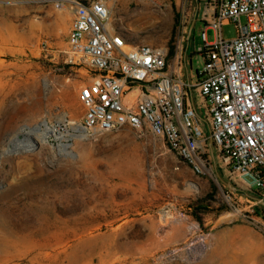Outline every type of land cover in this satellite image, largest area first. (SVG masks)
Listing matches in <instances>:
<instances>
[{
  "label": "rangeland",
  "instance_id": "obj_1",
  "mask_svg": "<svg viewBox=\"0 0 264 264\" xmlns=\"http://www.w3.org/2000/svg\"><path fill=\"white\" fill-rule=\"evenodd\" d=\"M55 1L0 0V264H264V205L246 195L255 193L229 189L214 168L195 174L148 127L81 131L86 71L68 63L76 0L61 10ZM107 1L112 24L131 43L168 48L172 66L194 22L196 79L202 34L216 41L211 0ZM223 36L237 38L236 23ZM41 123L70 146L39 135L32 152L5 151ZM192 229L211 236L198 261L184 250Z\"/></svg>",
  "mask_w": 264,
  "mask_h": 264
},
{
  "label": "built area",
  "instance_id": "obj_2",
  "mask_svg": "<svg viewBox=\"0 0 264 264\" xmlns=\"http://www.w3.org/2000/svg\"><path fill=\"white\" fill-rule=\"evenodd\" d=\"M66 3L54 6L61 10ZM70 3L68 63L86 71L81 131L148 127L195 174L217 169L264 200V0H211L206 29L215 30L216 41L202 34L204 67L194 80L182 47L172 66L168 48L123 41L107 0ZM229 22L238 28L233 40L223 36ZM210 241V233L192 229L184 250L198 261Z\"/></svg>",
  "mask_w": 264,
  "mask_h": 264
},
{
  "label": "bare ground",
  "instance_id": "obj_3",
  "mask_svg": "<svg viewBox=\"0 0 264 264\" xmlns=\"http://www.w3.org/2000/svg\"><path fill=\"white\" fill-rule=\"evenodd\" d=\"M119 35L122 37L123 41H128L129 44H136L129 41L128 31H126V29L122 26H119ZM1 133L3 134V132H0V140L2 137ZM39 135H42L44 140H47L52 136L55 137L56 139H58V141H60V146L64 147L65 149L70 146L69 143H65V141H67L69 138L62 134L57 126L51 128L47 125V123H41L31 128H24V130L22 131V137L20 138L18 135V137H14V139L10 143H8L9 145L7 147V150L5 151L10 152L14 149L15 152L20 153L32 152L34 150V145L39 142V140L37 139V137H40ZM71 136H76V134H73ZM55 211L57 212V209H55Z\"/></svg>",
  "mask_w": 264,
  "mask_h": 264
},
{
  "label": "crops",
  "instance_id": "obj_4",
  "mask_svg": "<svg viewBox=\"0 0 264 264\" xmlns=\"http://www.w3.org/2000/svg\"><path fill=\"white\" fill-rule=\"evenodd\" d=\"M210 4H211V10H214L213 9V7H212V3L210 2ZM198 7H199V3H198ZM192 27H194V22H193V24H192V26H191V28ZM191 36L188 34V36H187V39H188V41H187V43H186V45H185V51H184V54H188V49H189V38H190ZM171 69H173V67H171ZM215 174H216V176L220 179V181L226 186V187H228L227 185H226V183H230L229 181H228V179L224 176V175H222V173H220L219 171H217V169H215ZM232 184V183H231ZM234 186H236L235 184H233ZM237 188H238V192H241L242 190L238 187V186H236ZM229 188V187H228ZM230 189V188H229ZM232 190V189H231ZM247 195V197H250V198H252L253 199V197L254 196H252V195H250V194H246Z\"/></svg>",
  "mask_w": 264,
  "mask_h": 264
},
{
  "label": "water",
  "instance_id": "obj_5",
  "mask_svg": "<svg viewBox=\"0 0 264 264\" xmlns=\"http://www.w3.org/2000/svg\"><path fill=\"white\" fill-rule=\"evenodd\" d=\"M193 28V27H192ZM192 28L190 29V33L189 35L191 36V33H192ZM226 185L232 189L233 191H238V188L236 186H234L233 184L231 183H226ZM253 199H255L259 204L261 205H264V200L263 199H260V198H256V197H253Z\"/></svg>",
  "mask_w": 264,
  "mask_h": 264
},
{
  "label": "trees",
  "instance_id": "obj_6",
  "mask_svg": "<svg viewBox=\"0 0 264 264\" xmlns=\"http://www.w3.org/2000/svg\"><path fill=\"white\" fill-rule=\"evenodd\" d=\"M172 52V51H171ZM254 197H256V198H260V199H262L261 197H259V196H254ZM203 209H206L205 207H202Z\"/></svg>",
  "mask_w": 264,
  "mask_h": 264
}]
</instances>
